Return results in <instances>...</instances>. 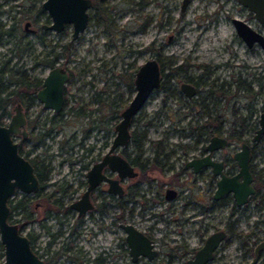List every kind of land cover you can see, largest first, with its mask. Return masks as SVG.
Wrapping results in <instances>:
<instances>
[{
    "label": "flooded vegetation",
    "instance_id": "flooded-vegetation-1",
    "mask_svg": "<svg viewBox=\"0 0 264 264\" xmlns=\"http://www.w3.org/2000/svg\"><path fill=\"white\" fill-rule=\"evenodd\" d=\"M10 1L13 2L6 10L0 9V15L5 11L12 17L10 24L0 18V45L10 42L13 46L8 47L7 55L2 60L1 57L5 55H0V75L5 72L6 75L11 74L13 81L2 80L0 86L8 87L9 97L13 100L3 108L2 116L8 120L11 115L20 111L24 122L17 127L18 132L12 135V140L16 143L19 154L32 165L38 187L31 193L15 191L20 195L16 201V209L11 207V204H15L11 201L15 192L12 194L8 200L9 220L15 222L21 234L28 237L33 252L44 264H61L64 257L71 258L75 264H187V261L194 259L209 234L222 230L225 237L204 264H236L229 259L231 255L226 252V247L230 240L228 238L239 234L236 232L237 213L247 211L251 203L258 210L264 209V169L258 167L256 162L258 154L264 150V133L257 134L259 115L255 121L250 119L251 116L247 119L234 118L230 127H225V116L221 117L219 114V128L216 127L217 124H213L210 126L215 127L212 130H191V145L177 144L180 148L189 150L190 155L185 152L169 160L170 152L174 150L164 152V139L149 140L155 144V149L152 155H144L142 144L148 140L145 137L139 141L134 134L145 131L133 125L143 118L139 114L142 106L129 121L127 143L116 145L112 149L116 137L115 124L131 98L115 116L112 101L105 100L103 103L100 91L95 90L88 101H78V97L70 90V84L75 79L74 70L69 63L74 60L73 46L92 22L94 13L91 10H98L96 3L105 0H91L87 8L86 25L75 38L72 37V23L63 24L57 31L50 27L53 21L49 11L42 6L45 0L40 5L37 4L38 0H24L28 1V5L21 4V9L17 11L19 16L13 13L17 2ZM97 16L102 18V12H98ZM246 16L254 18L253 12L248 9ZM260 27L253 28L264 34V29ZM109 28L108 26L106 29ZM68 34L67 40L59 41V35L64 37ZM117 36L114 35L115 38ZM109 41L113 42L112 37ZM103 63L107 62L102 59L101 67ZM140 65L134 67L129 80L133 95V79ZM54 68L65 71L67 76L62 82V98L57 110L53 106L45 107L44 102L37 97L48 71ZM177 68H171L173 77ZM103 70L108 73L110 81L116 84L126 75L124 69L114 72L104 67ZM16 76L24 79V85L15 81ZM188 79L191 83V77ZM191 84L195 87L196 83ZM172 94L174 95L173 92ZM193 95L185 96L189 99ZM137 115L139 119L136 120ZM7 122L2 121L1 124ZM213 135L224 138L223 147L207 148ZM137 140L135 144L134 141ZM242 144L247 145V161L254 192L249 194L245 203L236 205L231 192L214 196L219 175L213 174L211 165H203L194 170L185 164L192 159L208 157L210 161L221 162L223 174L234 176L238 171L234 154ZM107 153L119 154L136 174L120 177L118 170L111 169L106 163L98 172L101 175L100 181L89 188L88 172ZM176 160L177 166L174 165ZM167 170L174 172L170 178L149 177L150 173L160 174ZM109 180L115 183L117 191L108 190ZM142 183H147L148 188L155 190L154 195L145 198ZM168 189L174 190L170 198H166ZM139 194L144 202L140 211H135L133 203ZM83 195H86L85 203H78ZM180 196V217H162L160 220L164 225L159 226L156 219L163 215L150 210L151 205L157 201H165L169 203L168 209L176 212L173 201ZM127 202L130 204L127 205ZM83 207H86L85 210L79 212ZM221 208H228V215L225 222L219 225L218 212ZM143 212L147 213L148 219L138 217ZM14 213L20 217L16 218ZM52 218L54 223H51ZM173 222L174 228L171 227ZM130 224L143 235L141 239L134 238L130 242L132 244L128 242L125 231V226ZM263 239L264 237L252 239L246 236L235 247L238 253L233 258L240 257L244 259L241 264H249L255 257L254 264H264V250L255 253L254 248Z\"/></svg>",
    "mask_w": 264,
    "mask_h": 264
},
{
    "label": "rangeland",
    "instance_id": "rangeland-1",
    "mask_svg": "<svg viewBox=\"0 0 264 264\" xmlns=\"http://www.w3.org/2000/svg\"><path fill=\"white\" fill-rule=\"evenodd\" d=\"M15 1L17 3L13 13L18 15L21 4L28 5V1ZM42 1L38 0L37 4L40 5ZM11 2L13 1L0 0V9L6 10ZM96 5L98 10H91L94 13L92 22L73 46L74 60L69 63L74 70L75 79L70 84V90L78 97V101H88L95 90L100 91L103 103L105 100L112 101L113 112L117 116L125 102L133 95L129 80L134 67L142 64L147 58L156 59L161 70V83L163 82L167 90H153L139 111L143 118L139 122L137 115V121L133 124L145 131L148 141L142 144L144 155H152L155 149V144L149 140L159 139H164V152L174 150L170 152L169 160L185 152L190 155L189 150L186 151L177 144L191 145L193 133L188 130V123L200 125L205 119L204 110L220 114L221 117L224 115L225 127H230L237 117L247 119L251 116L250 119L255 121L259 113L264 111L263 50L258 45L248 48L236 34L231 18H240L254 28H259L260 25L255 18L246 16L247 9L237 0H189L185 10H181V0H105L98 1ZM98 12H102V18H98ZM0 18L8 24L12 21V17L5 11ZM110 18L114 20H109ZM108 26L110 28L106 29ZM115 34L118 35L116 38ZM111 37L112 43L109 41ZM68 38L69 34L64 37L59 35L60 42ZM148 45L160 50L148 49ZM12 46L10 42L0 45V55H5L1 60L6 57L8 47ZM102 59L107 63H103L101 67ZM104 67L114 72L124 69L125 78L119 79L118 84L112 83L108 73L103 70ZM176 67L177 73L173 77L171 68ZM188 77H191V83H196L194 85L197 90L189 99L179 89L181 82H190ZM210 88L214 92L208 95ZM218 88L222 89L223 93ZM170 91L174 95L170 94ZM200 98L202 99L199 100ZM212 99L217 101L214 107ZM1 119L8 121L3 116ZM262 151L258 154L256 162L258 167L264 169V150ZM174 165H178V160ZM173 173L167 170L160 174L150 173L149 177L170 178ZM142 187L145 198L154 195L155 190L148 188L147 183H142ZM140 194L134 199L135 211H140L144 202ZM19 196L15 192L12 203H16ZM173 202L176 212L169 210V203L165 201L154 202L149 208L158 215H163L156 219L159 226L164 225L160 220L162 217H180L181 196ZM129 204L130 202H127V205ZM227 213L228 208L219 209V225L225 222ZM13 216L20 217L15 213ZM138 217L148 219L149 216L143 212L138 214ZM236 217V232L239 234L228 238L230 240L226 252L231 255L229 259L241 264L244 259L233 258L235 253H238L235 247L239 246L246 236L252 239L264 237V209L258 210L256 205L251 203L247 211L237 213ZM54 222L52 218L51 223ZM171 227H175L174 222ZM2 252L0 249V262ZM70 259L62 258L61 264H75Z\"/></svg>",
    "mask_w": 264,
    "mask_h": 264
},
{
    "label": "water",
    "instance_id": "water-1",
    "mask_svg": "<svg viewBox=\"0 0 264 264\" xmlns=\"http://www.w3.org/2000/svg\"><path fill=\"white\" fill-rule=\"evenodd\" d=\"M189 0H182L181 9L184 10ZM242 6L253 12L255 20L264 29V0H237ZM91 0H45L43 8L49 11L53 23L50 25L56 31L63 24L72 23V37L75 38L79 32L83 31L87 22V8ZM231 22L234 25L236 34L241 37L244 44L251 48L257 44L264 53V34L256 31L251 25L242 19L232 17ZM161 70L156 59L147 58L136 69L134 75L135 94L131 97L128 104L120 112V119L116 122V137L112 143V149L116 145H124L129 138L128 124L134 113L144 104L148 96L156 87L160 85ZM65 71L54 68L48 71L47 76L42 82V88L38 91L37 97L44 102L45 107L53 106L55 110L59 109L61 101L62 82L66 79ZM180 89L189 97L196 93L195 87L191 83L182 82ZM18 111V110H17ZM257 134L264 133V111L259 116ZM24 122L21 119L20 111L13 114L8 119L7 124L0 123V244L3 249V258L0 264H44L36 253L30 248L28 237L21 234L19 227L15 222H10V206L8 200L15 191L31 193L38 187L37 178L32 171V165L17 151V145L12 140V135L17 134V127ZM207 148L213 149L223 147L224 138L213 135L209 140ZM247 145L242 144L241 148L235 151L234 160L238 164V171L234 176H227L222 173V164L219 161H210L208 157L201 160L192 159L185 166L193 167L197 170L203 165H211L213 174L219 175L216 181L214 196H220L226 192H231L236 205H241L247 201L249 194L254 192L251 184L252 176L249 172V162ZM107 165L111 169H116L120 177H131L136 174L133 168L119 154H106L103 160L95 163L88 172L89 188L101 179L98 175L101 166ZM241 178V179H239ZM118 189L111 180H109L108 190L117 191ZM121 190V189H120ZM174 190H167L166 198H170ZM86 195H83L78 203H83ZM85 203V202H84ZM77 204V202H76ZM75 204V206H77ZM86 207L79 209V212ZM128 242L133 239H141L142 234L130 225L125 226ZM225 237L222 230L209 234L203 245L197 250L194 259L187 261V264H204L211 257L213 249ZM132 244V243H130ZM132 246V245H131ZM255 253L264 250V239L255 245ZM131 252V251H130ZM255 257L249 264H254Z\"/></svg>",
    "mask_w": 264,
    "mask_h": 264
},
{
    "label": "trees",
    "instance_id": "trees-1",
    "mask_svg": "<svg viewBox=\"0 0 264 264\" xmlns=\"http://www.w3.org/2000/svg\"><path fill=\"white\" fill-rule=\"evenodd\" d=\"M147 48L148 49H153V48H151L149 45L147 46ZM154 51L156 50H160V49H157V48H155V49H153ZM17 76H19V74L17 75ZM16 76V79H15V81L16 80H18V82H19V84L22 86V85H24V83H25V81H24V79L20 76L19 78ZM9 80V81H13L12 80V78H11V74H7L6 75V72H5V74H3V75H0V84L2 83V80L3 81H5V80ZM221 86V85H220ZM158 88H161V89H164V90H167V87H165L164 86V84H163V82L160 84V86L158 87ZM219 89V88H218ZM220 91L222 90V89H219ZM214 91H213V89H209L208 90V95H210V94H212ZM221 93H223V91H221ZM9 94H10V91L8 90V87H2V86H0V107H2L1 108V113H0V123L3 121L2 119H1V117H2V115H3V108H6L7 107V105L9 104V102L11 101V100H13V98L11 97H9ZM170 94H172V91H170ZM19 100H21V98L20 97H17ZM202 98H200L199 100H201ZM217 103V101L216 100H213L212 99V104H213V107L215 106V104ZM201 104V103H200ZM199 104V105H200ZM205 106V105H204ZM204 116H205V119L202 121V123L200 124V125H197V124H195V125H193V123H191V122H189L188 123V126H187V128H188V130L189 131H191V130H201V129H203V130H212V129H214L215 127L213 126V127H210L211 125H213V124H217V128H219V126H220V123H221V121H220V117H219V115L218 114H213L212 112H209V111H207V110H204ZM212 132H214V131H212ZM136 137H137V139L140 141L141 139H143V138H145L146 137V135H145V133L144 132H142V133H137V134H134ZM138 140L137 141H134V143L135 144H137V142H138ZM11 207H12V209L14 208V209H16V208H18V203H15V204H11ZM0 249H2V247H1V245H0ZM3 250V249H2ZM2 256H3V254H2Z\"/></svg>",
    "mask_w": 264,
    "mask_h": 264
}]
</instances>
